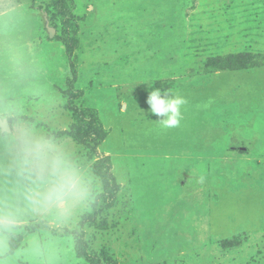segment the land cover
<instances>
[{
  "label": "rangeland",
  "instance_id": "rangeland-1",
  "mask_svg": "<svg viewBox=\"0 0 264 264\" xmlns=\"http://www.w3.org/2000/svg\"><path fill=\"white\" fill-rule=\"evenodd\" d=\"M236 52L264 62V0H0V205L24 207L38 140L92 178L91 198L70 218L28 212L0 233V261L264 264V66L223 72L226 61H213ZM155 88L188 99L179 128H161L150 113ZM79 123L84 142L72 134ZM101 131L96 149L101 139L89 137ZM106 156L120 190L84 225L91 259L77 233L106 190L96 173ZM201 173L205 182L188 184Z\"/></svg>",
  "mask_w": 264,
  "mask_h": 264
},
{
  "label": "clouds",
  "instance_id": "clouds-1",
  "mask_svg": "<svg viewBox=\"0 0 264 264\" xmlns=\"http://www.w3.org/2000/svg\"><path fill=\"white\" fill-rule=\"evenodd\" d=\"M148 103L150 113L157 117L161 128L175 129L182 125L188 104L183 94L155 88L150 92ZM29 154L38 164V178L26 190L23 208L16 207L11 199L0 205V233L14 232L20 217L28 212L39 211L57 220L68 219L77 205L91 198V176L52 141H35L30 145ZM5 251L6 240L0 236V253Z\"/></svg>",
  "mask_w": 264,
  "mask_h": 264
},
{
  "label": "trees",
  "instance_id": "trees-1",
  "mask_svg": "<svg viewBox=\"0 0 264 264\" xmlns=\"http://www.w3.org/2000/svg\"><path fill=\"white\" fill-rule=\"evenodd\" d=\"M68 44L71 46V49L69 51V59H70L71 72H72V77L68 79V82H69L70 88H72L74 90V89H76V82H77V78L79 77L78 67L75 64L74 59H73L74 50L77 48L78 41L68 42ZM255 57H256L255 55L253 56L249 52H236V53H230L227 56H220L219 58H213V61H217L219 59H221L222 61H226L227 65L225 66V68L222 71L223 72H227V71L234 72V71H243V70H248V69L252 70V69H256L258 67L264 66V62L261 63V61ZM82 95H83L82 90H78V92L75 96H77L76 98H80V97H82ZM74 109H76V108H74ZM86 109H90V108H86ZM81 110H80V112H84V110L82 108H81ZM86 114L84 113L83 116H81V114H79V116L82 118L83 122H84V119L88 116V114H87V116H86ZM92 121L95 124L99 123V119L94 114L92 115V118H91V122ZM77 127H78V129L77 128L76 129L78 131L76 130L77 132H73L72 134L74 135V137H76V138L78 137L81 140H83V142H84V139H86V137H85V134L81 131L80 123H79V125H77ZM92 135L93 134H91V136H90L91 138L89 137L90 141L95 140V139L97 141H99L101 139V141L98 143L97 148H96V149H98L100 143L105 139L106 133L104 134L102 131L100 134H99V132L98 133L95 132L94 135L97 136L95 138H93L94 136H92ZM86 143H89V142L87 141ZM87 145H90V144H87ZM93 145H94V147L96 146L95 144H92L90 146L93 147ZM96 149H94V150H96ZM112 161L113 160L110 156H106L105 158H103L97 162V164L101 163V162H105V164L107 165L106 171L104 173H102V171H100V169L96 170V173L98 175H101L103 177V179L105 180V183L107 185V186L105 185L106 190L104 191L103 194H101L100 198H98L96 200V202L93 206V212L89 216H86L83 219V221L81 223V232L77 233L79 240L83 242V247L85 248L84 253L89 255V257H91V259H95V257L97 258V256H92V254H90L89 251L86 249L87 244L85 243V240H84L83 228H84V225L88 222H91V223L97 222L99 217H100L99 215H100V211L102 209V205L103 204L107 205L108 202H110L112 204L115 197L119 193L120 182L118 181V178L113 171V162ZM97 164H95V165H97ZM194 175L195 174H193L191 176H194ZM201 175L204 178L202 176L196 177L197 179H199L198 181H193V180H191L192 178L188 177L187 178L188 184L193 183L194 186H197L198 183L205 182V175L206 174L201 173ZM107 194H110V196H108V198H107ZM102 197H103V199H102ZM98 260H99V258H98ZM115 264H117V263H115Z\"/></svg>",
  "mask_w": 264,
  "mask_h": 264
},
{
  "label": "crops",
  "instance_id": "crops-1",
  "mask_svg": "<svg viewBox=\"0 0 264 264\" xmlns=\"http://www.w3.org/2000/svg\"><path fill=\"white\" fill-rule=\"evenodd\" d=\"M248 70H250V69H248ZM244 71V70H243ZM223 109H225V110H223V114H226V108L225 107H223ZM227 109H229V108H227ZM228 114V113H227ZM236 120H237V118H235ZM228 126H230V125H232V124H236V123H229V121H227V123H226ZM233 130H237V128L236 127H231ZM225 129H227V127H225L224 128V130ZM225 136H227V135H225ZM237 137H239V136H237ZM236 139V138H235ZM224 146H227L228 148H230V146H232V145H230V143H224L223 144ZM244 149H248L247 147H244V146H242ZM236 148V147H235ZM215 149H217V147L215 146L214 147V150ZM236 150V149H235ZM249 150H251V149H249ZM227 152H233L232 150H227ZM196 154V153H195ZM194 155V154H193ZM211 157V156H210ZM208 155H204V153L203 152H199V159H200V162L199 163H202V164H204V165H208L207 163H205V162H202L201 160L203 159V160H206V161H208ZM210 168V167H209ZM193 173H195L194 171H193Z\"/></svg>",
  "mask_w": 264,
  "mask_h": 264
},
{
  "label": "water",
  "instance_id": "water-1",
  "mask_svg": "<svg viewBox=\"0 0 264 264\" xmlns=\"http://www.w3.org/2000/svg\"><path fill=\"white\" fill-rule=\"evenodd\" d=\"M51 34H54V31L51 32ZM2 128L4 130H9L10 129V125H9V122L7 120H5L3 123H2Z\"/></svg>",
  "mask_w": 264,
  "mask_h": 264
}]
</instances>
